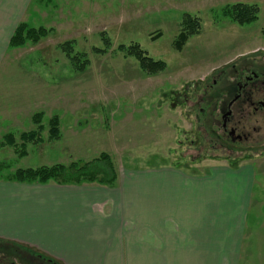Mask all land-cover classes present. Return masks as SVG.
<instances>
[{"label": "rangeland", "instance_id": "rangeland-1", "mask_svg": "<svg viewBox=\"0 0 264 264\" xmlns=\"http://www.w3.org/2000/svg\"><path fill=\"white\" fill-rule=\"evenodd\" d=\"M237 3L256 5L258 21L240 26L224 18V8ZM185 14L198 17L201 32L177 51L173 43ZM21 23L53 32L37 44L12 48L10 40ZM263 31L264 0H0V142L13 134L19 148H0V163L6 165L0 180L18 169L83 165L103 154L118 171L175 166L206 175L215 163L233 168L244 163L253 170V197L260 202L255 208L264 213V120L244 121L235 132L240 139L242 133L248 136L242 145L253 148L248 150L252 154L200 153L199 132L219 127L195 128L192 107L196 95L208 88L207 122L217 123L212 107L221 105L227 86L233 91V67L241 62L264 65ZM107 39L110 50L94 53L105 48ZM66 42H74V51L88 57L84 72H76L59 48ZM130 43L140 44L166 69L144 74L135 58L117 51ZM36 114L42 115L43 141L27 143L21 157L19 137L39 130L32 120ZM54 117L59 119L58 139H50ZM192 140L195 151L189 150ZM19 246L0 242L12 249L3 252H18L0 256L14 264H51L49 258L63 264ZM26 251L35 258L27 260Z\"/></svg>", "mask_w": 264, "mask_h": 264}, {"label": "crops", "instance_id": "crops-1", "mask_svg": "<svg viewBox=\"0 0 264 264\" xmlns=\"http://www.w3.org/2000/svg\"><path fill=\"white\" fill-rule=\"evenodd\" d=\"M215 164L123 167L113 186L0 180V242L63 264H264L253 170Z\"/></svg>", "mask_w": 264, "mask_h": 264}, {"label": "trees", "instance_id": "trees-1", "mask_svg": "<svg viewBox=\"0 0 264 264\" xmlns=\"http://www.w3.org/2000/svg\"><path fill=\"white\" fill-rule=\"evenodd\" d=\"M259 8L256 5H247L237 3L235 5L226 6L223 10V17L231 22L246 26L258 21ZM201 21L198 17L185 14L182 20V29L173 43V48L177 51H182L189 39L198 35L201 32ZM53 32L52 29L29 28L25 23H21L15 30L11 40L10 47L18 48L24 46L27 42L37 44L42 39L46 38ZM264 33V31H263ZM161 36L159 33L154 39ZM111 41H105V48L93 49L96 54H105L111 48ZM59 48L70 59L73 69L76 72L82 73L89 66V59L86 55L76 53L74 51V42H66ZM118 52L124 53L126 57L135 58L140 66L141 71L148 75H156L166 69V64L161 60H154L138 43H130L128 45H120L117 48ZM33 123L39 125L38 131L25 132L20 135L22 142V151L20 156H26L25 146L27 143H42V115L36 114L33 117ZM50 139H58L60 137L59 119L54 117L50 121ZM14 147L19 149L16 144V138L13 134H7L0 142V148ZM6 165L0 163V170H5ZM8 181L18 183H39L46 184L54 182L58 185H81L84 183H99L101 185L113 186L117 180V173L112 163V160L107 154H103L100 159H96L86 164L72 163L70 166L54 165L42 166L39 168L18 169L12 175L7 177ZM51 264H61L57 260L49 258Z\"/></svg>", "mask_w": 264, "mask_h": 264}, {"label": "flooded vegetation", "instance_id": "flooded-vegetation-1", "mask_svg": "<svg viewBox=\"0 0 264 264\" xmlns=\"http://www.w3.org/2000/svg\"><path fill=\"white\" fill-rule=\"evenodd\" d=\"M233 72L235 73L234 79L229 81L231 87H234L233 91L230 93L229 87L227 86L223 90V101L221 105L217 107L214 105L212 107L215 109V112L211 113V117H213V113H216V119L218 120L217 123L207 122V112L208 109H210L209 102L207 101L209 92L208 88L204 89L202 94L196 95L197 97L193 101V111L194 113L196 112V115L194 116V123L196 124L195 128L198 129V127H200V129H205L204 127L208 125L209 127H219L212 132L206 130L204 133H200L198 131V135L201 137L200 141L202 142L200 147H198L199 152H203L204 149V151H212L214 153L220 151L225 157L239 158L242 156V150H253V148L243 147L242 145L244 144V141H248V136L242 133L240 139L238 136H235V132L240 129L241 125H244V121L253 122L254 119L260 118L264 120V65L261 66L250 62L242 64L241 62L233 67ZM245 72L247 73L245 74ZM216 83L217 82L214 80V86H216ZM209 87L212 88L211 86ZM240 147H243L244 149H238ZM189 150H196L194 140L191 141ZM238 150L241 154H239ZM22 248L25 247L23 246ZM25 249L27 250V248ZM0 250V255L2 253L8 254L3 251H12V249H8L7 247H0ZM16 253L18 252L14 251V253L8 255H14ZM26 253L27 257L25 258H28L27 260L30 261L35 258V256L31 253L29 254L28 251H26ZM39 258L42 259V256ZM0 264L14 263L5 260L4 257L0 256Z\"/></svg>", "mask_w": 264, "mask_h": 264}]
</instances>
